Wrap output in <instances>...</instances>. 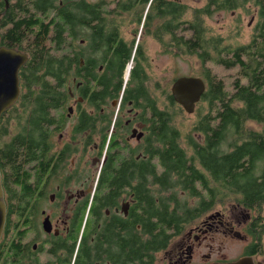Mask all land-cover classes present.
Segmentation results:
<instances>
[{"label":"flooded vegetation","instance_id":"1","mask_svg":"<svg viewBox=\"0 0 264 264\" xmlns=\"http://www.w3.org/2000/svg\"><path fill=\"white\" fill-rule=\"evenodd\" d=\"M17 1L9 0V8ZM137 1L136 12L121 19L91 17L87 42H81L87 46L86 64L80 63L86 65L84 77L72 78L64 97L52 104L42 87V116L24 124L32 133L23 138V126L11 115L23 94L20 79L18 101L0 118V169L7 211L30 220L27 227L25 220L16 221L15 242L7 243L8 260L0 264H264V211L245 209L231 197L224 203L207 165L191 162L192 147L183 181L174 164L159 162L157 141L174 129L172 87L184 76L171 83L167 77L175 58L194 57L201 75L188 77L208 87V65L200 60L206 54H192L190 44L221 40L207 25L223 12L221 0L214 7L205 0L197 9L183 0H149L145 10V0ZM8 9L0 0V47L27 56L20 77L34 36L28 30L9 41L3 25ZM198 12L200 21L194 19ZM197 24L208 33L192 35ZM30 135L24 150H16ZM24 151L31 156H15Z\"/></svg>","mask_w":264,"mask_h":264},{"label":"trees","instance_id":"2","mask_svg":"<svg viewBox=\"0 0 264 264\" xmlns=\"http://www.w3.org/2000/svg\"><path fill=\"white\" fill-rule=\"evenodd\" d=\"M148 2L141 1L143 10ZM111 3L115 6L109 10L105 6ZM137 3V0H18L12 4L3 22L9 29V41L18 40L29 30L35 44L31 48L32 57L20 75L22 97L11 113L18 125L23 126L20 137L32 133L24 128L29 119L39 121L42 116V87H47V99L52 104L64 97V87L71 86L72 78L84 77L86 65L81 67L80 63L83 60L86 64L87 46L81 42H87L91 17L98 21L121 19L125 14L135 13ZM248 4L258 11V20L248 43L233 46L224 38L216 42V38L211 37V42L190 44L192 54L200 57L206 54L200 60L208 65L204 75L208 87L195 112V136H189L186 144L194 149L191 162L207 165L213 188L222 191L224 203L231 197L235 204L245 209L259 210L264 204V0H221L220 9L232 11ZM207 6L214 7L215 0H209ZM194 19L200 21L201 12L196 13ZM191 23L189 21V25ZM96 27L103 30L104 24L99 23ZM191 29L195 36L208 33V29L204 31L199 24ZM219 69L233 74L221 76ZM175 108L183 113V108L176 103ZM167 135L163 134L157 141L159 162L174 164L178 179L183 181L184 166L189 161L181 145V132L174 127ZM198 135L202 136V141ZM31 138L32 135L24 138L23 143L16 145V150L18 147L24 150L25 140ZM28 155L29 152L24 151L15 156L22 160ZM205 180L208 182L207 178ZM22 185L25 188L26 184ZM183 186L181 184L180 188ZM6 191L12 199L13 192ZM7 216L5 237L0 243V259L5 260H8L4 256L6 245L14 241L12 230L16 229V221L25 220L24 227H27L30 220V215L16 213L12 208L7 211Z\"/></svg>","mask_w":264,"mask_h":264},{"label":"rangeland","instance_id":"3","mask_svg":"<svg viewBox=\"0 0 264 264\" xmlns=\"http://www.w3.org/2000/svg\"><path fill=\"white\" fill-rule=\"evenodd\" d=\"M91 2H96L98 0H89ZM112 1V0H107ZM185 3L190 5L192 8H200L205 4V0H183ZM258 20V11L252 5L248 4L232 11H223L217 14L212 19L207 20L208 27H212L213 31L220 34L224 38L226 43L233 46L248 43L253 34L254 27ZM134 28L131 26L128 30ZM201 66L198 60L194 57H181L175 58L173 72L169 73L167 79L168 83H171V79L176 76H198L201 75ZM221 76L233 74V72H225L219 69ZM174 74V76H172ZM166 79V78H165ZM166 79V80H167ZM174 127L177 128L182 135L181 145L185 151L189 152L188 146L186 144V139L190 136H195L193 129L197 121V114L188 115L183 110V113H179V110L174 107ZM175 110L178 114L175 116ZM14 129L11 128V131ZM234 201V198H230ZM231 202V201H225ZM253 212L264 211V205L259 210H252Z\"/></svg>","mask_w":264,"mask_h":264},{"label":"water","instance_id":"4","mask_svg":"<svg viewBox=\"0 0 264 264\" xmlns=\"http://www.w3.org/2000/svg\"><path fill=\"white\" fill-rule=\"evenodd\" d=\"M6 10L9 8V0H5ZM27 56L12 49L0 47V118L18 101L20 89L19 70L26 62ZM207 90L206 83L201 78L180 77L172 87V94L175 102L180 105L188 115H193L197 104L201 101ZM7 221V205L0 169V241L5 231ZM47 230L51 226L49 220L44 224ZM239 264H245V260Z\"/></svg>","mask_w":264,"mask_h":264},{"label":"built area","instance_id":"5","mask_svg":"<svg viewBox=\"0 0 264 264\" xmlns=\"http://www.w3.org/2000/svg\"><path fill=\"white\" fill-rule=\"evenodd\" d=\"M130 65H131V63H129V64H128V66H127V70H126V77H127L128 70H129V68H130Z\"/></svg>","mask_w":264,"mask_h":264},{"label":"bare ground","instance_id":"6","mask_svg":"<svg viewBox=\"0 0 264 264\" xmlns=\"http://www.w3.org/2000/svg\"><path fill=\"white\" fill-rule=\"evenodd\" d=\"M129 72V71H128Z\"/></svg>","mask_w":264,"mask_h":264}]
</instances>
